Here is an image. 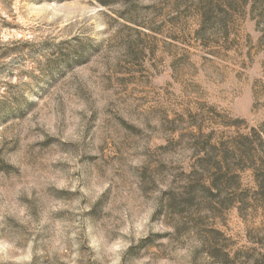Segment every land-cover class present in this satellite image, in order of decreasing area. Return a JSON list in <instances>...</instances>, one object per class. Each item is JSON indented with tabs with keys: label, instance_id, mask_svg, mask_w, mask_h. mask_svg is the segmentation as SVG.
<instances>
[{
	"label": "rangeland",
	"instance_id": "rangeland-1",
	"mask_svg": "<svg viewBox=\"0 0 264 264\" xmlns=\"http://www.w3.org/2000/svg\"><path fill=\"white\" fill-rule=\"evenodd\" d=\"M205 2L0 0V264H264V164L184 199L196 146L264 152V0Z\"/></svg>",
	"mask_w": 264,
	"mask_h": 264
},
{
	"label": "trees",
	"instance_id": "trees-1",
	"mask_svg": "<svg viewBox=\"0 0 264 264\" xmlns=\"http://www.w3.org/2000/svg\"><path fill=\"white\" fill-rule=\"evenodd\" d=\"M203 4L210 10L217 9L219 6H225L227 9L232 7V0H207ZM254 132H256L255 129H253ZM249 139L248 135L243 136L245 141L243 147L235 146L234 149L226 144L223 145L222 142L218 145L196 146L198 151L196 164L200 172L195 173L194 182L189 187V191H183L187 194L185 201L190 204L198 201V206L203 204L202 207L209 210L214 209L211 203H219L225 208L231 205L234 199L242 203L244 198L236 193L238 176L233 172L232 164H264V152L261 150V155L257 154V147L260 145L247 144ZM254 183L257 188L255 194L264 195V168L260 175L254 177ZM190 193L191 195H188Z\"/></svg>",
	"mask_w": 264,
	"mask_h": 264
}]
</instances>
